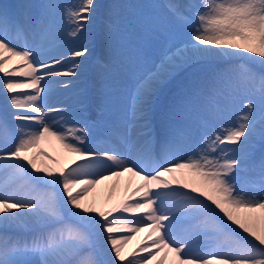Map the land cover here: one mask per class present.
<instances>
[{
  "label": "snow or ice",
  "instance_id": "1",
  "mask_svg": "<svg viewBox=\"0 0 264 264\" xmlns=\"http://www.w3.org/2000/svg\"><path fill=\"white\" fill-rule=\"evenodd\" d=\"M33 7L24 2L15 10L0 5V87L16 110L9 112L11 119L27 122L15 125L19 135L14 147L0 150V227L24 233L0 234V264H264V154L253 165L258 169L250 182L253 191L239 187L240 174L248 171L258 144L264 145V71L239 65L212 74L176 102L171 122L159 134L150 118L158 88L189 62L248 54L264 69V0H168L164 7L171 25L187 31L189 39L166 48L159 63L137 80L126 109L115 98L118 117L106 126L103 150L85 147L89 129L76 110L46 103L51 78L79 80L78 58L89 49L69 48L41 59L56 47L49 38L57 30L59 5L43 3L35 17ZM98 7L96 0H80L66 11L71 25L66 35L75 40L88 31ZM33 25L41 37L36 48L9 43V32L20 38ZM113 27L108 25L110 31ZM154 31L167 28L149 26L146 38ZM168 39L174 37L169 34ZM14 60L19 65L9 69ZM12 77L24 79H8ZM59 83L67 88L71 82ZM25 89L31 91L15 95ZM221 100L237 107L235 122L208 131L210 121L224 111ZM86 107L82 89L79 108ZM197 133L198 143L189 151ZM0 134H10L6 121H0ZM45 138L55 139L81 162L58 169L38 165L37 156L56 163L44 152L29 155ZM121 144H131L135 157L121 151ZM185 171L198 179L175 175ZM126 173L140 183L125 199L107 210L83 203L93 187ZM182 221L188 225L181 235L177 227ZM145 230L144 240L125 253V246ZM94 233H107L103 240L110 247L101 245L103 258L94 251ZM204 241L214 242V250L198 251Z\"/></svg>",
  "mask_w": 264,
  "mask_h": 264
},
{
  "label": "bare ground",
  "instance_id": "2",
  "mask_svg": "<svg viewBox=\"0 0 264 264\" xmlns=\"http://www.w3.org/2000/svg\"><path fill=\"white\" fill-rule=\"evenodd\" d=\"M6 1H8V0H6ZM20 1H24V0H17L16 4L17 3L19 4ZM47 2L48 1L45 0L44 3H47ZM104 2H105V0H96V3L99 5V7L96 11V15L93 17L92 23L87 26L88 30H90V31L84 32L78 39H75L77 41L75 43V47H78V46L88 47L89 54L86 57H83V60L88 59L89 57L91 58V56L95 55L96 53H97L96 57L99 60L106 61V60H104V57L109 58L110 60L107 59V66H108L107 73L110 74V73L119 72L121 70L127 69L128 63L130 61H132L131 58L132 59L134 57L139 58L140 55H139V48H135L133 45L127 43L126 40H120L119 39L116 41L117 43H114L111 40L107 39V40H104V42L101 44H99V43L96 44V40H94L95 45L91 46L90 40H88V39L91 35L97 36L99 34L98 32H100V30L97 31V29H101L98 21H99V18L101 17V15H103L102 12L104 10H103L102 5L104 4ZM50 3H53V1H51ZM33 4L35 6V11L38 12V6L43 4V3H39L38 1H35ZM0 5H3L2 0H0ZM56 22H57V27L60 26V22L57 21V19H56ZM101 26H104V25L101 24ZM31 27L26 29L25 35L23 37H20V38H17L14 35V33L9 32V34L7 36L9 43H11L13 46L18 45L19 46L18 49L23 48L24 45L27 47H30V48H36V46L41 43V37H40L39 30L33 31V26H31ZM162 28H165V26L161 27V29ZM167 31H168V28H167ZM49 39L53 43H55L56 47L51 49V50L46 51L45 53H43L40 57L41 59H47L52 55H56L57 53H62V52L68 51V49L65 46L67 44L73 45V42L75 41L72 38L68 37L66 35V31H64V30H63L62 34H60L59 31L56 30L54 32V34ZM121 44L123 45L121 47V49H123V50H120ZM45 48L47 49V44H45ZM247 56H248V54H242V56H240V57H247ZM237 57H208V58H211L213 60H218V61H216L217 63H222V62H227L230 59H234ZM253 58H255V57H253ZM256 59H258V58H256ZM131 63L134 65L133 62H131ZM190 63L192 64V62H189L187 64V66L190 70H195L198 67V65L192 66ZM87 64L88 63L82 61V68L80 70L81 76L82 75L86 76L87 71H88ZM18 65H19V62L14 60L11 64L7 65V67L9 69H11L14 66H18ZM201 65H203V64H201ZM20 66L22 67V65H20ZM67 66H71V61L68 62ZM145 68H146L147 72H149L153 69V67H148L146 65H145ZM261 71H264V69H261ZM104 73H105L104 69H101L100 71H98L97 68L95 69L94 79H95V83H96L97 87H99V84H100L99 80L104 75ZM138 74L141 76V70L138 71ZM2 75L3 74L0 73V77H2ZM136 76H137L136 73L131 74L130 79L128 81L129 83L132 82L131 83L132 89L134 88V86L138 80V78H136ZM14 78H19V77H14ZM21 78H23V77H21ZM60 81H70L71 83L69 84V87L65 88V87L61 86V84L59 83ZM79 86H80L79 81L73 77L51 78V82L49 83V92H48V95L46 97V103L49 106H53V107H70V109L76 110L78 118H79V122L81 124H82L81 116H84V113H86V112L88 113L89 117L94 115V114H96V116L99 114V116L103 117L107 123L113 122L115 120L113 118H116V115H115L116 105L112 108L109 107V109H107L108 108L107 106L106 107L101 106L102 107L101 112L98 109L100 107L97 108L96 104H94V103L91 104L88 101H86L87 107L85 109L81 110L78 107L79 106V99H80V92L82 90V89H77V87H79ZM30 91L31 90H29V89L20 90L16 94L26 95ZM129 91L131 92V90H123L122 89L121 99L119 100V104L121 106V109H126L128 106ZM4 92H5V90H3L2 87H0V106H2V108L6 111V113L9 114L7 111H10V110L12 111L14 109H11L8 106V104L5 100V97H4ZM84 92H86V91H84ZM186 93L190 94L191 92H186ZM249 93L250 94H248V95H250L253 99H256L255 93H252V92H249ZM185 95L186 94L184 91H182V88L180 90H173L171 85H167L166 87L161 86L158 88L157 92L155 93V95L153 97L152 106L162 105V104L166 103L167 101H171V99L172 100H179L182 96H185ZM99 99L100 98H98V97L95 98V100L97 102H99ZM85 100H86V98H85ZM222 106L224 107V111H223L221 117L217 120L210 121L209 128L207 129L208 131H211L212 129L216 128L218 125L219 126H227L228 124L235 122V116H236L237 111H238L237 107L232 106V105H227V106L222 105ZM2 112H4V111H2ZM2 117H3V113H1V111H0V120L3 121ZM51 118L52 117H49V119H51ZM24 124H27V122H24ZM27 126L34 127V125H30V124ZM165 127H166V125L161 126L160 131H162ZM89 129L93 130L92 127H90ZM159 133H161V132H159ZM135 135H136V131L133 130V132L130 135V138L134 139ZM102 139H103V141H98V143L95 144V143H92L87 138L85 147H87L90 150H103L106 147V145H105V138L102 137ZM198 139H199V133H197L192 138L191 144H190L189 149H188L189 151H191L193 148H195L196 144L198 143ZM120 149H121V151L128 154L130 157H133V158L135 157V151H134V148L132 147L131 144H121ZM40 152L47 153V155L51 156L53 158V160L56 161V163H53L52 160H47L43 156H37V164L38 165H41V164L47 165L48 167L54 168V169L67 168L69 166L74 167L75 163L81 162L79 157L74 156V155L66 152V150L62 148L61 144L53 138H45L44 140H42L39 143V145L35 149H33L32 152L29 153V155H36ZM262 154H264V151H262V149L261 150L260 149L255 150L254 155L249 160V161H252V164L249 166L252 169L245 171V172L240 174L239 187L245 191H248L249 193H251L253 191V188L250 186V182L255 177L258 176V169L253 170V165L259 161ZM73 162H75V163H73ZM1 175H3V174H1ZM175 175L178 178L188 180V181H196L198 179L194 173L187 172V171H185L183 174L176 173ZM166 178H170V177H166ZM138 183H140V182L135 177H132L130 174H127V173L124 176L119 177V178L114 177L110 180L103 181L102 183L93 187L86 194V196L83 200V203L85 205H95L98 208H102L104 210H107L108 208H111L113 205L119 203L121 200L125 199L127 194L132 190V188L136 187V185ZM16 186L19 187L20 185H16ZM173 187H178V186L173 185ZM61 191H62V189H61ZM75 191L76 190H74V192ZM65 199H66V197H65ZM114 215H118V213H114ZM187 225H188V222L182 221L177 227L178 233H180L182 235L183 229L186 228ZM9 229H11V228L5 229L3 227H0V234L6 232L9 236H13L8 232ZM147 234H148L147 230H145L143 233L137 234L139 236L134 238L132 241H130L125 246V249H124L125 253L136 248V246L138 244H140V242L142 240H144V237ZM100 236L101 235H97V237H100ZM97 243L99 244L98 248L100 249V251H101V245H104L106 247H110V246L106 245L103 238L95 241V244H97ZM214 247H215L214 242L204 241L199 245L198 251H200L203 254V253L214 250ZM101 258H103V257L101 256ZM161 258L162 257H158V259H161ZM170 259H171V256L169 255V260ZM116 263L119 264V261H117ZM154 264H155V262H154Z\"/></svg>",
  "mask_w": 264,
  "mask_h": 264
},
{
  "label": "rangeland",
  "instance_id": "3",
  "mask_svg": "<svg viewBox=\"0 0 264 264\" xmlns=\"http://www.w3.org/2000/svg\"><path fill=\"white\" fill-rule=\"evenodd\" d=\"M35 1H38L39 3L45 2V0H24V1H20V3L24 2L34 6L33 3ZM46 1H48L49 3L53 1V3L59 5V7L56 9L55 17L57 21L60 22V26L57 27V31H59V33L62 34L63 30L67 31V29L71 26L66 21V16H65L66 11L78 7L80 0H46ZM167 2L168 0H105L104 4L102 5L104 11L102 12L103 15H101V17L99 18V24L101 29L104 28L102 30L104 35L107 38L112 36L111 40L115 43H117L116 41L119 39H124L126 40L127 43L133 45L135 48H139L140 57L139 58L134 57L133 59L131 58L132 61L128 63L127 69H125L127 72L123 71L122 73H119L123 77H127V74H132L133 72L137 73L139 70H141V75L147 73L145 65L154 68L155 64L159 63L166 48L175 47L176 45H181L189 39L187 31L176 30L174 26L171 25L169 18L167 16L166 8L164 7ZM9 3L10 0L8 1L2 0L3 5L4 4L8 5ZM9 10H11V7ZM31 11L34 15L38 13L37 11H35V6L32 8ZM110 12L111 15H109ZM102 23L105 25V27L101 26ZM109 24L114 25L111 31L108 28ZM155 25H159L160 28L165 26L168 28V31L167 32L154 31L151 37L146 38L145 29L149 26H155ZM33 31H37L34 25H33ZM89 31L90 30H88L87 32ZM103 33L101 32V35H103ZM169 34H171L174 37L172 41H169L168 39ZM98 38H99L98 35L97 36L91 35L89 37L88 40H90L91 46L95 45L94 40H96V43L97 41L100 43H102L101 41H104L103 37L97 40ZM75 41L73 42V45H69V48L71 47L75 48V44H74ZM122 46L123 45L121 44L120 47ZM104 59L107 61V59L109 58L104 57ZM255 59L256 58L248 59L247 57L238 56L237 58L230 59L227 62L217 63L216 61L218 60H213L211 58L204 57L192 62V64L190 63L192 66L198 65V67L195 70H190L186 65L185 67L180 69L177 72V74L163 86L166 87L167 85H171L173 90H180L182 88V91H184L185 94L188 95L186 92H192L194 88L200 86L203 82H205L208 79V77H210L212 74L217 72H224L225 70L235 68L239 65H245L247 67H251L258 72L261 71V68L258 64L252 63V60ZM79 61H84L86 63L88 61V63L90 62L91 65L95 63V61L92 59L89 60L80 59ZM131 62H133L134 65ZM8 79L23 80L24 78L13 77ZM106 82L107 81H105V83ZM108 82H110V86L108 88H105L107 86L106 84L103 83L104 86L102 90L100 88L99 90L100 92L102 91V93L105 92L107 95H109L106 98V100L109 104H112L113 99L110 96L113 95L115 99V93L114 91H111L110 88L113 86L114 83L113 81L111 82V79H109ZM80 83H81L80 86H83L84 78L80 80ZM93 89L95 90V88H92V90ZM177 101L178 100L175 101L173 100V103L172 101H169L164 105L165 108L163 107L164 109H162L161 113L163 112L162 114L168 117L167 120H170L169 118L172 109L174 108ZM220 103L225 106L228 105L223 100H221ZM259 149L264 150V145L258 144L256 150ZM251 164L252 163L249 162V166ZM249 166H248V170H251L252 168H250ZM100 235H101L100 237H97L96 234H93L92 239L97 241L98 239H102L104 236H106L107 233H101ZM113 235L120 237L124 235V233H114ZM96 245L97 247L95 246L94 251L97 253L98 258H101L100 255L101 251L98 248L99 244L97 243ZM124 264H127V262H124Z\"/></svg>",
  "mask_w": 264,
  "mask_h": 264
}]
</instances>
